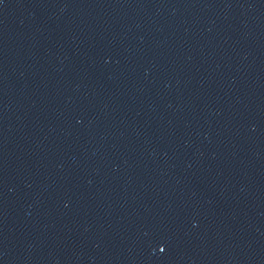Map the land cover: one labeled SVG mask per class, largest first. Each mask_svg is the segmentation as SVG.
Here are the masks:
<instances>
[{"label":"water","instance_id":"1","mask_svg":"<svg viewBox=\"0 0 264 264\" xmlns=\"http://www.w3.org/2000/svg\"><path fill=\"white\" fill-rule=\"evenodd\" d=\"M0 264H264V0H0Z\"/></svg>","mask_w":264,"mask_h":264}]
</instances>
